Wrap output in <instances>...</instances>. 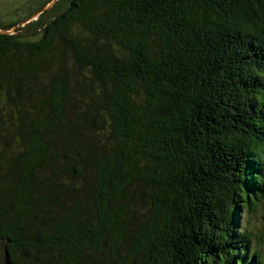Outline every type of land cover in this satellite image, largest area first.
<instances>
[{"label":"trees","instance_id":"trees-1","mask_svg":"<svg viewBox=\"0 0 264 264\" xmlns=\"http://www.w3.org/2000/svg\"><path fill=\"white\" fill-rule=\"evenodd\" d=\"M32 2L0 33L2 264H264V0Z\"/></svg>","mask_w":264,"mask_h":264},{"label":"rangeland","instance_id":"rangeland-1","mask_svg":"<svg viewBox=\"0 0 264 264\" xmlns=\"http://www.w3.org/2000/svg\"><path fill=\"white\" fill-rule=\"evenodd\" d=\"M32 3V0H0V31H4L3 27L9 22L16 20L17 17H22L23 12H25L26 8ZM37 14L38 12L33 16ZM33 16H30L27 21L32 20ZM20 24H22V22ZM13 29L15 28H10L9 30L12 31ZM262 206H264V202L261 201L259 209L250 213L245 209L241 211L239 219L241 226L239 225V227L246 228L253 233L249 249L258 247L259 250L264 253V212L261 208ZM256 234H260V237L255 236ZM2 262L3 250L0 246V264H2Z\"/></svg>","mask_w":264,"mask_h":264},{"label":"water","instance_id":"water-1","mask_svg":"<svg viewBox=\"0 0 264 264\" xmlns=\"http://www.w3.org/2000/svg\"><path fill=\"white\" fill-rule=\"evenodd\" d=\"M1 32H4V33H9V32H7V31H0V33ZM9 256H8V254H7V252L5 253V260H6V263L5 264H11L10 263V261H9V258H8Z\"/></svg>","mask_w":264,"mask_h":264},{"label":"flooded vegetation","instance_id":"flooded-vegetation-1","mask_svg":"<svg viewBox=\"0 0 264 264\" xmlns=\"http://www.w3.org/2000/svg\"><path fill=\"white\" fill-rule=\"evenodd\" d=\"M30 6H31V5H30ZM30 8H31V7H30ZM30 8H29V9H27L26 11H27V12H29Z\"/></svg>","mask_w":264,"mask_h":264}]
</instances>
